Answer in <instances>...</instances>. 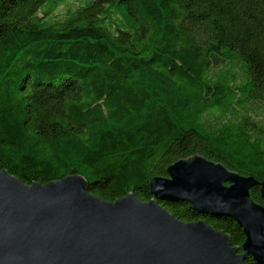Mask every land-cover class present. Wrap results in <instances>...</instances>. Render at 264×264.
I'll return each instance as SVG.
<instances>
[{
  "label": "trees",
  "instance_id": "16d2710c",
  "mask_svg": "<svg viewBox=\"0 0 264 264\" xmlns=\"http://www.w3.org/2000/svg\"><path fill=\"white\" fill-rule=\"evenodd\" d=\"M193 157L255 180L264 208V0H0V171L148 203ZM160 206L244 243L231 219Z\"/></svg>",
  "mask_w": 264,
  "mask_h": 264
},
{
  "label": "water",
  "instance_id": "95a60500",
  "mask_svg": "<svg viewBox=\"0 0 264 264\" xmlns=\"http://www.w3.org/2000/svg\"><path fill=\"white\" fill-rule=\"evenodd\" d=\"M166 174L149 181L148 203L132 195L105 203L82 177L25 186L0 171V264H264V208L248 192L255 180L201 157ZM160 203L231 219L244 243L233 249L223 233L203 221L184 224Z\"/></svg>",
  "mask_w": 264,
  "mask_h": 264
}]
</instances>
